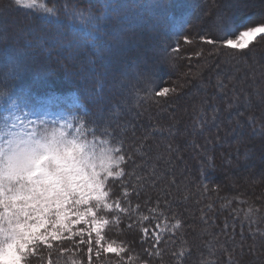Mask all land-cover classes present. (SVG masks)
I'll list each match as a JSON object with an SVG mask.
<instances>
[{"label": "trees", "instance_id": "obj_1", "mask_svg": "<svg viewBox=\"0 0 264 264\" xmlns=\"http://www.w3.org/2000/svg\"><path fill=\"white\" fill-rule=\"evenodd\" d=\"M72 2L84 8L90 2L95 3V0H68L69 4ZM140 2L156 5L141 13L155 25L156 30L140 29L136 34L151 38L159 54L153 56L146 64H139L141 78L136 80L129 77L132 85L130 89L108 93L112 101L108 106V114L93 117L86 115V112H96L92 97L98 94L95 74L100 69L98 66L89 68L85 60L94 57L95 46L86 33H77L70 27L68 18L63 14L65 0H38L35 10L20 8L13 0H0V14H5V8H11L8 14L12 17V20L2 18L0 22V53L5 50L24 53L30 41L36 37L41 39L39 48L30 54L27 61L29 71L19 80H5L0 76V92L13 89L27 93L43 89L56 92L76 90L86 107L83 117L95 129V134L111 141L112 146H117L116 141L122 137H127L125 147L131 144V131H121L122 128H127L129 122L135 127L136 137L149 136L147 143L151 146V159L148 162L154 163L162 176L161 186H166L172 179L176 181V186L171 189L173 196L169 198L172 208L166 214L171 216L172 212L177 213L182 218L183 227L176 230L174 235L165 233L164 239L168 243L158 246L163 249L160 257L147 256L139 243L142 233L138 230H128L127 220L121 224L123 232L115 227L106 229V240H115L117 244L121 240L131 241L133 236L136 237V242L130 245L131 251L124 255L122 264H138L146 259L151 260L152 264H200L201 261H206L207 264H228L229 258L224 249H235L233 264H260V261L264 260V247L261 246L264 245V239L260 236V232H264V219L261 218L264 217V174L257 173V167L264 162V138L254 135L253 125L248 123V117L256 118L255 128L259 131L260 126L264 124V103H261L253 94V89L248 87L251 80L241 82L246 72L243 62L248 60V63H251V60L247 57L230 60L232 54L229 51H218L212 45L201 41L200 36L205 34L218 38L214 31L205 33L198 23L200 16L209 12L214 15L217 11L213 0ZM247 2L249 6L237 19L243 23L251 22L255 26L264 20V16L257 13L260 10L264 15L262 0ZM216 3L222 4L223 0H216ZM40 4L49 7L55 5L60 9L58 24L46 22L47 14L40 8ZM98 7L97 4L93 11H97ZM189 16L190 23L184 27L182 35L177 37L176 30L183 26L184 20ZM128 34L132 35V32L129 31ZM184 36L191 39L192 43L187 45L183 42ZM57 39L65 44L71 43L72 51L57 47ZM107 39L109 37L106 36L105 40ZM199 42L203 43L198 46L201 53L198 60H201L194 61L192 68L186 71L185 68L191 64L187 65L186 59L182 57L193 55L191 47L199 45ZM99 43L102 45L104 41ZM161 43L167 44L169 54L159 51ZM177 47L179 51L171 53V49ZM254 52L258 57H264V44L258 43ZM134 63H137V58L133 53H129L116 63L112 70L118 79H123L121 74L128 71ZM237 68H240V71H237ZM190 72L199 73V78L188 75ZM169 80L184 85L179 100L172 96L173 102L167 101L166 98L155 95ZM218 80L227 87L218 89ZM259 82L260 78L257 77V83ZM234 84L236 96L232 92ZM100 88L102 92H108L103 86ZM242 88L244 91H241ZM135 90H139V98ZM245 93L248 94L250 106L245 103ZM236 97L239 99L236 100ZM203 99L208 100V104L203 105V118L207 119L208 123L201 130L196 124L202 118L200 107ZM190 101L192 104L189 105ZM168 102L175 105L170 107ZM229 104L233 105L230 109ZM213 105L219 108L215 123L212 122ZM237 121L241 127L233 132ZM216 124L219 125V130ZM170 128L172 135L169 134ZM217 136L221 138L219 141L216 140ZM206 138L212 141L208 152H201L191 146L193 140L199 145H204ZM169 144L179 151L169 153ZM246 150L248 155L245 154ZM208 156L212 157L211 164L214 167H209ZM202 168L208 177L207 180L201 177ZM229 177H235V180L229 183ZM203 183H207V191L204 190ZM185 196L186 200L183 199ZM137 202L139 201L133 203ZM250 206L260 211L255 216L246 218L245 213ZM142 210L144 214H148L147 209ZM155 223L156 221L150 224L143 222V226L154 228ZM187 223H190L188 229ZM225 224L228 225L227 234L222 231ZM250 228L255 233V240L249 232ZM182 230L183 235L180 236ZM253 243L257 246L255 253L249 251V246ZM61 247H66L67 251L54 250L57 252L54 255V252L49 253L45 249L39 254L44 256V261L34 256L35 260L38 264H47V260L51 258L53 264H71V252H82L83 249L82 246L78 248L71 243ZM144 247L148 245L145 244ZM240 250L242 253L239 256ZM173 252L177 255L173 256ZM181 252H184L183 256H180ZM86 254L88 258V253ZM109 262L111 261L109 260L108 264Z\"/></svg>", "mask_w": 264, "mask_h": 264}, {"label": "snow or ice", "instance_id": "obj_2", "mask_svg": "<svg viewBox=\"0 0 264 264\" xmlns=\"http://www.w3.org/2000/svg\"><path fill=\"white\" fill-rule=\"evenodd\" d=\"M13 3L20 8L35 10L38 0H13ZM97 4V11H93ZM213 6L217 8L215 14L205 13L199 17L198 23L205 33L214 31L218 38L205 34L200 39L218 51H229L232 54L230 60L249 58L251 63L248 60L243 62L246 72L241 82L251 80L248 87L264 103V57H258L254 52L258 43L264 44V20L255 26L251 22L238 21L237 17L249 6L247 0H223L222 4L213 0ZM150 7L156 5L141 3L140 0H95V3L90 2L87 7L81 8L77 3L69 4L65 0L63 14L68 18L70 27L77 33H86L95 46L94 57L86 58L85 63L89 68L98 66L100 69L95 74L98 94L92 97L96 112H86V115L97 117L108 114V106L112 103L108 93L130 89L132 85L129 77L136 80L141 78L139 64H146L159 54L151 38L136 34L140 29L156 30L155 25L141 14ZM40 8L47 14V23H59L60 9L55 5L49 7L40 4ZM190 21V16L184 20L183 26L175 32L177 37L182 35L184 27ZM129 31L132 35L128 34ZM106 36L109 39L105 40ZM183 38L186 43H192L187 36ZM100 41L104 43L101 45ZM40 43L41 39L36 37L26 45L24 53L7 50L0 53V76L5 80L21 79L29 71L27 61L30 54L39 48ZM56 46L72 51L71 43L65 44L59 39ZM159 51L169 54L167 44L161 43ZM178 51V47L171 49V53ZM129 53L136 56L137 63L130 65L129 70L121 74L123 79H118L112 69ZM195 55L199 57L201 53L196 52ZM236 70L240 71V68ZM188 75L199 78V73L190 72ZM257 77L260 78L259 83ZM100 86L108 92H102ZM216 86L221 90L227 87L220 80ZM183 87L184 85L179 88L165 87L156 91L155 95L166 98L175 96L179 100ZM235 89L234 84V96ZM135 92L139 98V90ZM4 95H11V90ZM245 103L250 106L247 93ZM207 104V99L201 101L202 118L196 124L201 130L208 123L203 118V105ZM232 106L229 104L228 108ZM212 112V122L215 123L219 108L213 105ZM30 115L23 112L22 115L11 118L5 116L0 121V264H31L28 258L34 256L44 261V256L39 255L43 250L46 249L49 253L54 250L64 252L67 248L61 246L67 243L87 248V264H105L108 253L119 257L115 264H122L124 255L131 251L130 245L136 242V237L133 236L131 241L121 240L117 244L115 240H106L105 230L115 227L123 232L121 224L125 220L128 221V230L142 233L139 243L147 256L160 257L163 249L158 246L168 243L164 239L165 233L174 235V230L183 227V221L175 212L171 216L166 214L172 208L169 198L173 196L171 189L176 186V181L172 179L166 186H161L162 176L155 164L148 162L151 159V146L147 143L149 136L136 137L135 127L129 122L127 128L121 131H131V144L125 147L127 137H122L116 141L115 147L111 146V141H107L103 142L107 143V147L98 148L95 141H88L64 128L50 127V122L44 118L29 119ZM248 123L253 125L254 135L264 138V124L257 131L254 116L248 117ZM216 127L219 130L218 124ZM240 127L237 121L236 128L232 131L235 132ZM169 134H173L171 128ZM220 139L219 136L216 137L217 141ZM211 144L212 141L207 138L204 145H199L194 140L191 142L194 149L204 153L210 150L208 146ZM173 151L178 152L179 149L169 144L168 152ZM245 154L248 155L247 150ZM207 159L209 167H214L211 164L212 157L208 156ZM201 177L203 180L208 179L203 168ZM203 188L208 190L207 183H203ZM183 199L186 200L187 197ZM134 201L139 202L134 204ZM208 207L211 210V205ZM142 209H147L148 214H144ZM259 211L260 209L250 206L245 216L253 217ZM201 219H204L203 215ZM170 220H174V223L169 227ZM152 221H156L154 228L143 226V222L150 224ZM227 229L228 225L225 224L222 231L227 234ZM249 232L255 240V233L251 228ZM260 236L264 239V232H260ZM241 238L243 239V231ZM114 244L117 246L114 247ZM145 244L148 247H144ZM256 247L253 243L249 246V251L255 253ZM224 251L229 258L228 264H233L235 249ZM172 255L176 256L177 253L173 252ZM183 255L184 252H181L180 256ZM47 264H53L51 258L47 260ZM141 264L152 262L146 259ZM200 264L207 262L201 261ZM260 264H264V260Z\"/></svg>", "mask_w": 264, "mask_h": 264}, {"label": "rangeland", "instance_id": "obj_3", "mask_svg": "<svg viewBox=\"0 0 264 264\" xmlns=\"http://www.w3.org/2000/svg\"><path fill=\"white\" fill-rule=\"evenodd\" d=\"M261 5H262L261 7H264V0H262ZM10 11H11V8H5V14H0V22H2L1 21L2 18L12 20V17L8 14L10 13ZM262 12L263 11L258 10L257 13L260 14V16H264L262 15ZM258 18H262V17H258ZM183 42H185V40H183ZM202 42H199L198 43L199 45H196L197 43H195V45L197 47L202 46L203 44ZM186 44L189 45V43H186ZM196 46L193 45L191 47V51L194 54L196 52H199L200 50L199 47L195 49ZM194 54L193 55L191 54V56H188V57L186 56L182 57V59H186L187 65L191 64L190 66L186 65L187 66L185 68L186 71L187 70L189 71L192 68L191 66L193 65L194 61L196 62V60H198V57ZM182 77H184V75ZM187 80H189V78H187ZM180 85L181 83H179L178 81L175 82V80L174 81L169 80L168 82H165V85L162 87V89L165 87L179 88ZM5 92L6 91L0 92V121H2L5 116H9L11 118L17 115H22L23 112H28L31 114L28 117L29 119L37 120L38 118H44L50 122L49 123L50 127L64 128L70 131L71 133H73L74 135H81L83 138H86L88 141H95L98 148H103V147L108 146L107 143H103V142H107V140L104 138H101L100 135H96L95 132L93 131L92 125L86 121L85 117H83V113H85L86 107L82 104L76 90L56 92V91H52L49 89H43V90H40L39 92L31 91L30 93H27L25 91L13 89L11 90V95L9 96H5L4 95ZM160 98L165 99L166 97H160ZM171 98L172 96L170 98H166V100L172 101ZM13 101H15V104H13ZM190 104H192L191 101L189 105ZM170 105L174 106L175 104L168 102V106ZM52 122H55V123L53 124ZM122 126H124V124H122ZM262 152L264 154V150ZM260 156L261 155H259V157ZM257 173H260L261 175L264 174V162H262V164L259 167H257ZM250 176L252 178V174ZM228 180L230 183L231 181L235 180V177H229ZM172 223L174 222L169 223V227L171 226ZM189 227H190V223H187L186 229H188ZM178 230L179 229H177V231ZM182 233H183V230L182 232H180V236L183 235ZM113 246L115 247V245ZM82 248H83L81 249L82 252L77 251V250L75 251V253L71 252L72 256L70 257V260H69L71 264H87V259H88L87 254H86L87 248L85 246H82ZM69 249H71V247ZM240 251L241 252H239V256L242 253V250ZM53 252H54V255L55 253H57L56 251H53ZM76 254H79V255H76ZM112 254L113 255L106 254L105 264H108L109 260L112 262V264H115L117 259L119 260V257H117L114 253ZM93 258L95 259V257ZM28 259L31 261V264H38L37 261L35 260V257H29ZM33 261L34 263H32ZM251 262H253V260H251ZM138 264H141V263H138Z\"/></svg>", "mask_w": 264, "mask_h": 264}]
</instances>
